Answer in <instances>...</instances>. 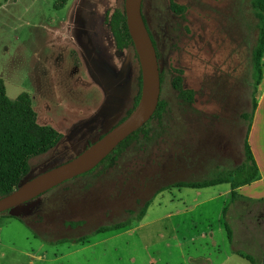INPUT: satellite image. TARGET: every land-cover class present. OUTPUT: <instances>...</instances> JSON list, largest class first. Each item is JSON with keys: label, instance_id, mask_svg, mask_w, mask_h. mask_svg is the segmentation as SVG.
I'll list each match as a JSON object with an SVG mask.
<instances>
[{"label": "rangeland", "instance_id": "rangeland-1", "mask_svg": "<svg viewBox=\"0 0 264 264\" xmlns=\"http://www.w3.org/2000/svg\"><path fill=\"white\" fill-rule=\"evenodd\" d=\"M174 1L186 7L183 15L170 0L143 4L160 54L164 113L112 163L41 195L23 222L0 215V264H193L196 250L183 235L192 233L193 223H219L222 200L201 216L195 203L214 195L213 188L173 185L230 174L244 162L243 115L251 113L258 31L251 0ZM60 2L0 0V78L7 95L15 100L29 93L39 123L64 135L57 148L31 160V178L115 127L139 90L135 51L118 50L109 25L125 0H70L61 8ZM179 69L192 103L172 85ZM227 207L223 222L236 232L235 248L264 264V203L231 199ZM123 222L125 229L95 234ZM250 224L251 232L241 227ZM175 227L184 228L181 235Z\"/></svg>", "mask_w": 264, "mask_h": 264}, {"label": "trees", "instance_id": "trees-1", "mask_svg": "<svg viewBox=\"0 0 264 264\" xmlns=\"http://www.w3.org/2000/svg\"><path fill=\"white\" fill-rule=\"evenodd\" d=\"M70 0H61L59 7H64ZM254 15L257 19V31L258 36L255 46L252 50V67H253V83L254 91L251 101V113H245L243 118L248 120L246 136H245V160L230 174H221L213 179L197 181V182H180L175 183L173 187L190 188V189H206L223 184H229L232 189V203L238 199L236 190L241 186L250 184L259 179V171L252 153L251 146L249 144V133L252 128L253 116L258 105L259 87L263 79V58H264V0H251ZM144 4V3H143ZM171 9L179 14H184L186 7L178 5L174 0H170ZM143 9V8H142ZM143 17L145 23L149 29L150 35L157 50L158 59L160 60V54L158 51L157 43L149 28L147 18L145 17L143 10ZM110 30L115 40L116 48L118 50H125L133 48L137 59L138 54L135 50L134 43L127 25V17L125 11V3L122 9H118L109 19ZM178 75L174 78L172 85L179 92V95L185 100L192 103L193 92L187 91L183 88V71L176 70ZM139 90L135 97L134 106L128 112V115L122 118L116 125L124 121L137 107L141 92H142V73L140 71L139 76ZM164 82V76L161 72V85ZM166 108V103L160 99V103L153 119L161 117ZM150 120V121H151ZM149 121V122H150ZM148 122V124H149ZM146 124L143 128L127 138L122 142L116 150L110 154L98 167L104 163H112L114 158L126 149L134 140L140 135L147 134ZM115 125V126H116ZM105 135V134H104ZM102 135L100 138H102ZM64 135L50 125H41L38 121V114L33 107V100L29 93L20 94L15 100L9 98L7 95V89L5 81L0 78V198L4 197L14 190H16L32 172L31 160L44 156L55 148H57L63 141ZM94 143V142H93ZM93 143H90L89 146ZM88 146V147H89ZM69 161V160H68ZM67 162V161H66ZM65 163V162H64ZM94 170L84 174L88 175ZM79 178V177H78ZM69 182V181H68ZM264 203V200L256 202L257 205ZM151 201L146 202L139 215V219L145 217ZM227 208L224 209L223 216L226 217ZM6 217H12L8 212L2 213ZM22 219L19 217H13ZM23 222V221H22ZM129 226V223L123 222L113 226H103L96 230L95 234L107 233L111 231H118L125 229ZM226 231L230 243L234 244V231L230 223L225 221ZM89 240L88 237L82 238L78 241L84 242ZM68 242L63 240L59 244ZM237 254L251 262L256 264V259L251 254L244 252L243 250H237Z\"/></svg>", "mask_w": 264, "mask_h": 264}, {"label": "water", "instance_id": "water-1", "mask_svg": "<svg viewBox=\"0 0 264 264\" xmlns=\"http://www.w3.org/2000/svg\"><path fill=\"white\" fill-rule=\"evenodd\" d=\"M144 0H125L127 25L142 73V92L134 111L102 138L69 161L35 177H28L12 193L0 198V214L12 217L29 213L31 202L53 188L82 176L98 167L116 148L153 118L161 99V67L149 29L143 17Z\"/></svg>", "mask_w": 264, "mask_h": 264}, {"label": "crops", "instance_id": "crops-1", "mask_svg": "<svg viewBox=\"0 0 264 264\" xmlns=\"http://www.w3.org/2000/svg\"><path fill=\"white\" fill-rule=\"evenodd\" d=\"M249 144L258 167L259 179L250 184L241 186L236 190V193L239 196L238 199L258 202L264 200V66L263 79L259 87L258 105L253 116L252 128L249 133ZM226 185L228 186L226 190H218V187H221V185L210 187L211 189L213 188L212 191L214 192V195L195 203L194 211L201 208L202 212H200V214L201 216H204L208 213L214 212V208L211 204L213 201L222 200L221 205L216 206V208L218 207L219 213H217V215L220 216L219 223H212V221L205 225L193 223L191 225L192 233L190 235H183V240L181 241H184V243H187L191 248H195L196 250L194 256H190V261L193 264H213L215 262L221 264H233L238 261L235 257L244 259L236 252L237 250L242 249L241 247L235 248L236 232L234 231V228L232 227L234 231V244L232 245L228 238L225 223L223 222L225 206H227L232 199L231 186L229 184ZM189 211L191 212L193 210H187L185 213ZM241 227H244L250 232L252 231V228H254L251 224ZM173 231L178 235H181L184 228L175 227ZM225 236L229 241L228 246H231L230 253L226 247L227 244H224V242H226ZM181 241L179 246H181ZM243 241L245 242V240ZM239 263L240 262L237 264Z\"/></svg>", "mask_w": 264, "mask_h": 264}, {"label": "flooded vegetation", "instance_id": "flooded-vegetation-1", "mask_svg": "<svg viewBox=\"0 0 264 264\" xmlns=\"http://www.w3.org/2000/svg\"><path fill=\"white\" fill-rule=\"evenodd\" d=\"M90 144V143H89ZM89 144L86 146V148L89 146ZM86 148H84V150L86 149ZM83 150V151H84ZM38 199V198H37ZM37 199H35V200H37ZM35 200H33V201H31V202H33V203H35Z\"/></svg>", "mask_w": 264, "mask_h": 264}]
</instances>
